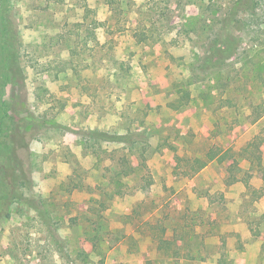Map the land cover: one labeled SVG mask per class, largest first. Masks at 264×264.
<instances>
[{"label":"rangeland","instance_id":"rangeland-1","mask_svg":"<svg viewBox=\"0 0 264 264\" xmlns=\"http://www.w3.org/2000/svg\"><path fill=\"white\" fill-rule=\"evenodd\" d=\"M0 43V264H264V0H0Z\"/></svg>","mask_w":264,"mask_h":264},{"label":"trees","instance_id":"trees-1","mask_svg":"<svg viewBox=\"0 0 264 264\" xmlns=\"http://www.w3.org/2000/svg\"><path fill=\"white\" fill-rule=\"evenodd\" d=\"M3 34L7 36V39L5 41H6V46L8 48V51L6 52L4 59H2V63L5 66L4 72L7 76H9L10 74L20 76L22 75L21 74L22 71L19 67L20 42H19L17 19L14 17L13 13L10 14L9 17L6 19ZM213 52L215 56H218L219 58L223 57V51L216 50ZM2 107L4 109L6 108L4 101L2 102ZM141 135L142 133L133 131V132H129L125 134L124 136L125 138L129 139L128 142H131L132 145H135V144L147 142V139L140 138ZM92 136L98 137V139H101V140H105L108 137L106 133H103L101 131L93 132ZM21 145H22L21 146L22 149L25 152L26 151L25 150L26 140L23 139L21 142ZM231 151H232V148H229L223 153L221 151L213 152L211 154L209 153L207 156V160L208 161L213 160L218 156L217 160L222 161L230 154ZM25 154L28 155V153H25ZM19 155H20V151H19V148H17L16 152H14V154H10L9 157L7 158V162H6L7 165H6V168L4 169L10 172L9 175L11 174L14 187H17V184H18L17 183V178H18L17 172L19 170L21 171L20 176H19L20 178H25L26 180H28V177H29V169L27 165L17 168L18 165H16V162H19ZM26 158H27L26 160L27 162L29 160V155L26 156ZM204 165L205 163L200 164L197 168L194 169V172L199 171Z\"/></svg>","mask_w":264,"mask_h":264}]
</instances>
